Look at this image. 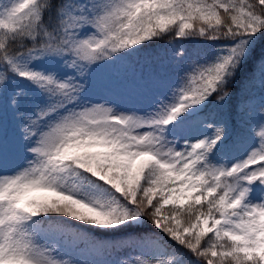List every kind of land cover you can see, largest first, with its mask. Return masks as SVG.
<instances>
[{
	"label": "snow or ice",
	"instance_id": "snow-or-ice-1",
	"mask_svg": "<svg viewBox=\"0 0 264 264\" xmlns=\"http://www.w3.org/2000/svg\"><path fill=\"white\" fill-rule=\"evenodd\" d=\"M258 40L264 0H0V264H264Z\"/></svg>",
	"mask_w": 264,
	"mask_h": 264
},
{
	"label": "trees",
	"instance_id": "trees-1",
	"mask_svg": "<svg viewBox=\"0 0 264 264\" xmlns=\"http://www.w3.org/2000/svg\"><path fill=\"white\" fill-rule=\"evenodd\" d=\"M162 45L163 42H159L156 45H152L151 47L145 48L142 51L141 56L155 55L157 52H160L162 54ZM262 56H264V40H258L254 49L252 50L250 58L244 64L243 68L239 73V76L237 78L238 81H245L250 75H252L254 68H256L255 74L257 78L259 77L260 73L257 64ZM158 70L163 71V69Z\"/></svg>",
	"mask_w": 264,
	"mask_h": 264
}]
</instances>
